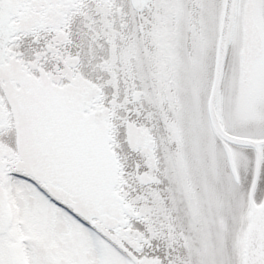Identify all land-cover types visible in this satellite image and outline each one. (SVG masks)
<instances>
[{"label": "snow or ice", "instance_id": "1", "mask_svg": "<svg viewBox=\"0 0 264 264\" xmlns=\"http://www.w3.org/2000/svg\"><path fill=\"white\" fill-rule=\"evenodd\" d=\"M0 264H264V0H0Z\"/></svg>", "mask_w": 264, "mask_h": 264}]
</instances>
